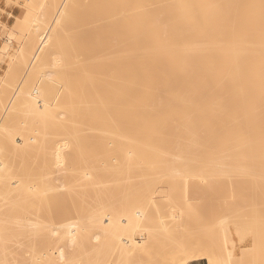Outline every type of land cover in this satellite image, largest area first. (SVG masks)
Returning a JSON list of instances; mask_svg holds the SVG:
<instances>
[{"label": "bare ground", "instance_id": "6f19581e", "mask_svg": "<svg viewBox=\"0 0 264 264\" xmlns=\"http://www.w3.org/2000/svg\"><path fill=\"white\" fill-rule=\"evenodd\" d=\"M50 2H61L53 27L49 32L45 20L37 19L24 26L28 49L19 51L16 61L17 67L28 66L30 77L42 67L53 68L44 71L43 83L27 87L21 81L10 101V109L17 106L32 126L37 117L36 141L29 143L23 131L18 133L22 147L7 146L10 136L0 133L1 152L11 146L14 153L15 145L17 153L40 157L35 167L28 160L31 167L21 164L27 163L20 161L23 154L12 156L20 161L18 167L12 164L19 173L9 170L19 174L12 187L4 169L13 153L7 149L10 162L1 160L8 165L0 167V189L6 194L0 193L7 205L0 206L2 264L18 241V214L27 210V217L43 212L51 220L78 212V221L64 231L72 247L69 256L85 255L90 250L84 251L86 232L97 230L105 252L92 247L91 264L151 255L155 261L166 253L170 264L200 259L220 264L224 259L217 252L227 248L232 229L252 237L250 256L256 257L250 260L263 262L264 0ZM8 113L4 127L22 119L17 111V119ZM56 163L62 172L57 173ZM36 175L42 177L39 184L33 182ZM176 223L189 234H172L168 226ZM161 227L164 233L157 238ZM136 230H148L146 238L135 239ZM61 233L55 238L62 239ZM192 233L195 241L188 240ZM162 242L168 246L158 259L154 253ZM201 243L204 254L193 255V245Z\"/></svg>", "mask_w": 264, "mask_h": 264}, {"label": "rangeland", "instance_id": "374dc122", "mask_svg": "<svg viewBox=\"0 0 264 264\" xmlns=\"http://www.w3.org/2000/svg\"><path fill=\"white\" fill-rule=\"evenodd\" d=\"M51 0H0V125L2 126H0V133H3V134H6L7 133V135L8 136H10V137H8V142H7V146H9V144L11 143V146H12V144H15V145H19L18 147H22L23 146V138H18V136H20V135H18V133H21V132H23V131H25V132H23V133H26V134H24V135H22V133H21V136H24V137H26L25 139L30 143H35V141H36V139L34 140V139H32L33 137L34 138H36V134H37V132H38V130H39V128H40V124L36 121L35 122V119L37 120V117L34 119V123L35 124H33V126H32V123H33V121L32 122H30V118H29V116L28 117H25V118H22L21 116L23 115V112H18L19 111V108L17 107V106H15V105H13L14 107V109H10V101H13L12 99V97L14 96V90H16L19 86V83L22 81L24 84H26V86L28 87V86H30V85H33V84H35V83H43V81L44 80H46L47 79V74H45V70H46V73L47 72H49L50 70H48V69H50L51 68V70H52V68L53 67H48V69H47V66H46V69L44 70L43 68H45V67H42V69L41 70H43V72L42 71H40V69H39V74H36L35 76H34V74H32V77H30V75H28V71H29V68H27V67H25V69H23V68H20L19 66L17 67V61H16V55L19 53V51H21L22 52V50L23 51H27L26 49H28V47L26 48L25 46L26 45H24V43L23 42H25V40H24V35H25V29H23L24 28V26H27V24L28 25H30V24H33L34 22H33V20L34 19H37V20H45V22H44V24L46 25V29L47 30H49V32H50V30H51V28L53 27V25H54V23H55V21H56V19H57V17H58V10H59V8H60V4H61V2L59 3V4H55V5H51V2H50ZM47 16V19H45V17ZM28 22H30V23H28ZM26 28V27H25ZM23 31V32H22ZM39 32H40V29L38 30ZM37 31V32H38ZM21 33V34H20ZM23 34V35H22ZM25 50H24V49ZM31 48L29 47V50H30ZM23 53H26V52H23ZM29 72H31V71H29ZM37 73V72H36ZM41 73V74H40ZM40 75H42V77L40 76ZM30 78H29V77ZM42 80V81H41ZM22 83V84H23ZM17 86V87H16ZM23 88H25V87H23ZM13 103H14V101H13ZM13 103H11V106H12V104ZM18 108V109H17ZM17 109V110H16ZM12 111H15V112H13L14 114H15V118L17 119V118H19V116L18 115H16V111H17V114H19L20 115V118H22L20 121H25L26 123H22V124H20L19 123V120L18 121H15V122H12V123H9V124H5L6 126L4 127L2 124H4V120H6V119H4V118H8V115H9V113L8 112H12ZM13 113H11V114H13ZM5 115H7V117L5 116ZM26 115V114H25ZM25 115H23V117L25 116ZM10 116H12V115H10ZM16 116H18V117H16ZM28 119V120H27ZM23 121V122H24ZM29 122V123H28ZM39 125H38V124ZM17 124V126H15L14 127V125H16ZM10 125V126H9ZM13 125V126H12ZM21 126V127H20ZM27 126V127H26ZM39 126V127H38ZM12 127H13V129H12ZM19 128V129H17V128ZM9 128V129H8ZM24 129V130H20V129ZM26 129V130H25ZM28 129H29V132H28ZM37 129V130H36ZM6 130H8V132L6 131ZM17 132H15V131ZM2 131H4V132H2ZM11 133H10V132ZM12 131H13V133H12ZM27 131V132H26ZM35 131V132H34ZM37 131V132H36ZM15 133H16V135H15ZM32 133H35V135H33L32 136ZM12 134V135H11ZM30 134H31V136L32 137H30ZM26 135V136H25ZM38 135V134H37ZM27 136L32 140H29V138L27 139ZM15 137V138H14ZM13 139V140H12ZM21 139V140H20ZM11 140V141H10ZM14 140H15V142H14ZM21 141V142H20ZM9 143V144H8ZM21 143V144H20ZM15 145L12 147L13 148V150H14V153H13V151H11L10 149V147H9V149H8V147L6 148V149H4V151L5 150H10L9 151V153L10 152H12L13 154H11V156L10 157H12V156H14V154H15V156H19V155H22L23 154V156H25L26 154H27V151L25 152H23L22 154H21V151H19V153H17V151H18V149L16 150V148L17 147H15ZM15 147V148H14ZM68 148H65L64 149V152L67 150ZM8 150L5 152L6 153V155H3L4 153V151L3 152H1L0 151V153L2 154H0L1 156H0V167H2L3 165H2V162H1V160L4 162V160L5 161H7V162H10V160H8L10 157H6L8 154H7V152H8ZM32 150H34V149H32ZM16 151V152H15ZM29 153L27 154V155H29V157L27 156V158L26 159H23L24 157L23 156H19V158H21L22 160H20V161H23L24 160V162L25 161H27V163L25 164V163H23V162H21V164H23V165H29V162L30 163H32V161H34V162H36L35 163V165H33V167H35V166H38V164L40 163V157H39V155L36 157H33V159L32 160H30V158H32L31 157V155H33V154H31V152L30 151H28ZM33 152H36V151H32V153ZM34 155H37V154H34ZM3 157V158H2ZM4 157H6V158H4ZM8 158V159H7ZM14 158V159H13ZM34 158H35V160H34ZM39 158V159H38ZM14 160V163H12L13 162V160ZM39 161H38V160ZM19 159H18V157H16V159H15V157H12L11 158V164L10 163H7L8 165H10V166H8L7 164H6V166H8V167H6L5 166V163H3L4 164V166L3 167H6V169H4V171L6 170V174L7 175H9L10 177H7V176H5L6 177V179L7 178H11V179H8L7 180V183H10V184H8L9 185V187H12V185H15L14 183H15V177L16 176H18L19 174V172L16 170L17 168H15V167H18V165L20 164V161H18ZM28 160H29V162H28ZM19 162V163H18ZM17 163V164H16ZM14 164H16V166L14 167L13 165ZM32 164H34V163H32ZM32 164L31 165H29V166H31L32 167ZM59 165H60V167H57V166H59V165H57V163H56V167L54 166V168H57V173H60V172H62V170H61V168H62V166H61V164L60 163H58ZM2 165V166H1ZM27 167V166H26ZM9 168V169H8ZM13 168V170H16L14 173L13 172H11V171H9V170H11ZM59 168H60V170H59ZM8 169V170H7ZM32 169V168H31ZM30 169V170H31ZM55 171H56V169H54ZM7 171H8V173H7ZM59 171V172H58ZM17 173V174H16ZM39 176V175H38ZM13 177H14V179H13ZM34 177H36L35 179H34V183L36 184L37 182H38V184L39 183H41V182H39L40 180H41V175L39 176V178L37 177V175L36 176H33V178ZM41 177V178H40ZM18 178V177H17ZM14 182V183H13ZM12 183V184H11ZM0 191L2 192V190L0 189ZM2 193H5V192H2ZM6 194V193H5ZM2 195H4V194H1L0 193V196L2 197H0L1 199H2V202H0V206L1 205H4L3 207H5V209H6V207H7V205H6V202H5V200L3 199V196ZM0 199V200H1ZM3 200H4V202H3ZM2 207V206H1ZM2 207V208H3ZM2 208H0V209H2ZM2 210H4V209H2ZM2 210H0V211H2ZM65 211H66V209H65ZM64 211V212H65ZM28 212V210L25 212V213H27ZM67 213H68V210L66 211ZM25 213H23V214H18L19 215V218L21 219L20 221L18 220V218H17V223H18V228H17V232H16V234H17V237H16V240H18L14 245H12V247H14V246H16L15 247V250L13 251L14 253H13V255L11 256V257H9L8 259H7V264H73L74 262V264H91L92 263V258H90L91 256H90V250H93L94 248H95V246L97 247V248H99V246H100V244L103 242V239L101 238V236L99 237V235H101V233H99L98 234V232H97V230H94V232H93V230H90V231H87L86 233H87V235H86V238H84V240H87V242L89 243V245H88V243L86 242V245H84V251H85V247H86V251H87V249L90 251H87V253H88V255H87V253H82V254H85V255H87L86 257H85V255H77L76 257L74 256V258H72L71 256H69V254H70V251H71V249H72V247L69 245V236H67L68 234H67V232L65 233L64 231L65 230H67V227H68V224L69 223H71L72 221L74 222V221H76L77 219H78V215H80L78 212H76V213H74V212H69L71 215H73V217L70 215L69 216V214L67 215V217H66V214H63L64 215V217L65 218H67L66 220H65V218L61 215V213L59 214V215H57L58 217H56V218H54L53 220H51V218H49L48 216H46L45 214V216L43 215V212H42V218L41 217H39L40 215H38V214H36L38 217L36 218V216H34V217H32V216H30V212H29V217H27L28 216V214H27V216H26V214ZM41 213V212H40ZM63 213V212H62ZM72 213H74V214H72ZM21 215V216H20ZM22 215H24V216H22ZM61 215V216H60ZM43 216L45 217V218H43ZM50 216H51V214H50ZM61 218H60V217ZM78 216V217H77ZM33 219V221H31L32 219ZM71 217V218H70ZM77 217V218H76ZM25 218H27L26 220H27V222L28 223H30L29 221H28V218H30L29 220L32 222V224L30 223V225L29 226H31L30 228H27L26 226V223L24 222L25 221ZM49 220H48V219ZM59 218V219H58ZM23 219H24V221H23ZM38 219V220H37ZM57 219H58V221H57ZM69 219V220H68ZM70 219H72V220H70ZM165 219H168V218H165ZM183 219H185V217L183 218ZM64 220V221H63ZM22 221V222H21ZM37 221V222H36ZM42 221V222H41ZM68 223H67V222ZM70 221V222H69ZM78 221V220H77ZM181 221H183V220H181ZM34 222V223H33ZM184 222V221H183ZM25 223V224H24ZM39 223V224H38ZM42 223V224H41ZM50 223V224H49ZM52 223V224H51ZM185 223H186V221H185ZM19 224H21V225H19ZM33 224H34V226H35V224H37L36 225V227L38 226V225H40V227L38 226L37 228L35 227L34 229L32 228V226H33ZM49 224V225H48ZM57 226H56V225ZM61 224V225H60ZM183 223H181V225H182ZM26 225V226H25ZM53 225V226H52ZM58 228H56L55 226ZM59 225V226H58ZM168 225V224H167ZM172 224H169V226H168V228L170 229V231L172 232V234L174 233V231H175V234H176V236L177 235H179V234H183V232H184V234L185 233H187V231L184 229V227H185V225L184 226H182V228L179 226L180 224H178V223H176V226H175V228H174V225H173V227L171 226ZM21 226H22V228H21ZM33 226V227H34ZM47 226V227H46ZM49 226H51V227H49ZM65 226V227H64ZM166 226V225H165ZM26 227V228H25ZM176 227H178V228H176ZM224 227L225 226H221L220 227V230L218 231V237H219V239H221L222 240V234H223V229H224ZM40 228V229H39ZM44 228H45V230H44ZM48 228V229H47ZM55 228V229H54ZM179 228H181V230L182 229H184V230H178ZM26 229V230H25ZM28 229V230H27ZM29 229H31V231L33 230L34 232H36V233H34V232H30V233H32L33 235H31L28 231H30ZM39 229V231H37ZM42 229V231H41V233H40V230ZM51 229V231H49ZM52 229H54L55 230V232L52 230ZM62 229H64V230H62ZM36 230V231H35ZM48 230V231H47ZM58 230V231H57ZM157 230V229H156ZM161 231L162 230V232H159V231ZM158 230H157V233L159 232L160 234H157V238H158V236H162V233H164V227H161V228H158ZM236 230V229H235ZM234 229H232V235H231V237L227 240V248H220L218 251L219 252H217L219 255H221L222 256V258L224 259L222 262H220V260H219V262H220V264H223V263H225L226 262V264H233L234 262V259L236 258V259H238V262L240 261V263L239 264H254V263H256V261H259V260H261L262 261V259L261 258H258L257 257V259H256V261L254 262V263H252L253 261H254V259H252V260H250L253 256V258H255L256 257V255L254 254L252 257L250 256V252L253 250L252 249V237L250 236V235H248V234H244V235H241L240 234V229H237L236 231H235ZM26 231H27V233H26ZM46 231V232H45ZM98 231H99V229H98ZM141 231V232H140ZM140 231H138V230H136L135 232H134V238L135 239H142V238H146V236H147V234L148 233H146L148 230H140ZM176 231H177V233H178V231H180L179 232V234H177L176 233ZM202 232H204L203 230H201ZM37 232H39V233H37ZM49 232V233H48ZM54 232V233H53ZM60 232H63V233H61V234H63V236H61L62 237V239L60 238V236L58 237V238H55V237H57V235H59V233ZM95 232H97V234H98V237L97 238H94V236H95ZM100 232V231H99ZM170 232V233H171ZM239 232V233H238ZM25 233V234H24ZM43 233V234H42ZM239 235H241V236H238V234ZM21 236H20V235ZM27 234H29V235H27ZM35 234V235H34ZM36 234H38V235H36ZM39 234H42V235H39ZM46 234V235H45ZM54 234V235H53ZM171 234V235H172ZM187 234H189V233H187ZM204 234V233H203ZM24 235H25V237H24ZM94 235V236H93ZM164 235V234H163ZM29 236V238H27ZM33 236V237H32ZM38 236V238L39 237H42V238H39V239H37L36 240V238L34 239V237H37ZM90 236V237H89ZM179 236H182V235H179ZM192 236V238H190ZM21 237V238H20ZM31 237V238H30ZM68 237V238H67ZM164 237H166V236H164ZM163 237V239L165 240V238ZM183 237V236H182ZM239 237H240V239H239ZM23 238V239H22ZM67 238V239H66ZM94 238V239H93ZM161 238V237H160ZM167 238V237H166ZM170 238V237H169ZM194 238V239H193ZM32 239V240H31ZM43 239V240H42ZM45 239V240H44ZM91 239V240H90ZM163 239H161L162 241H163ZM168 239V238H167ZM190 239H193L194 241H195V236L193 235V233H192V235H188V240H190ZM36 240V241H35ZM40 240V241H39ZM68 240V241H67ZM83 240V241H84ZM170 240H172V239H170ZM192 240V241H193ZM29 242V243H28ZM31 242V243H30ZM157 242V241H156ZM167 242V241H166ZM23 243V244H22ZM158 243H160V241L158 242ZM164 242H162L161 244L162 245H160V246H158L159 244H157V248L158 249H156V252H157V250H159L158 252H159V254H156V252L154 253L157 257H158V259L159 258H161L162 256H164V253L166 252V251H162L163 250V248L164 247H167L168 246V244H167V246H165L166 244L164 243ZM168 243H169V240H168ZM175 242H173V244H174ZM264 244V242H261V243H259V246L262 248V247H264L263 246V244ZM33 244V245H32ZM170 244H172V242H170L169 243V245ZM260 244H262V245H260ZM164 245V246H163ZM171 246V245H170ZM169 246V247H170ZM173 246V245H172ZM176 245L174 244V246L173 247H175ZM194 246V249H193V255H200V254H204V250H205V248H206V246H205V244H203V243H201V245L200 246H195V245H193ZM0 247H2V246H0ZM7 247V246H3V249L5 250V248ZM21 247V248H20ZM28 247H29V249H28ZM88 247V248H87ZM90 247V248H89ZM92 247H94V248H92ZM101 247V246H100ZM159 247H163L162 249L161 248H159ZM173 247L171 248L172 250H173ZM92 248V249H91ZM104 246L102 245V247L101 248H99V250L100 249H102V252L104 251ZM1 250H2V248H0ZM161 249V250H160ZM167 251H168V253L169 252H172V250L171 249H167V248H165ZM164 249V250H165ZM252 249V250H251ZM264 249V248H263ZM19 250V251H18ZM171 250V251H170ZM21 251V252H20ZM162 251V252H161ZM254 251V250H253ZM3 252V251H2ZM69 252V253H68ZM105 252V251H104ZM157 252V253H158ZM162 253V255H161V253ZM61 253H64V258H62V257H60V254ZM68 253V254H67ZM126 253L127 254H131V252L130 251H126ZM221 253V254H220ZM249 253V254H248ZM254 252H252L251 253V255L253 254ZM16 254V255H15ZM31 254V255H30ZM66 254L68 255V256H66ZM153 254V255H154ZM169 254H171V253H169ZM169 254H167L166 253V255L167 256H169ZM218 254H217V256H218ZM0 255H2L1 253H0ZM154 255V256H155ZM160 255H161V257H160ZM225 255H230V256H232V258H233V260L231 259V261H230V263L228 262L227 263V260H226V258H224L225 257ZM18 256V257H17ZM79 256L81 257V256H83V257H81L80 258V260H79ZM111 258H113L115 255H114V253H112L111 254ZM153 256V257H154ZM167 256H164L165 258H161V260L159 259V260H155L154 261V259L153 258H150V257H152V255L151 256H148V259H147V257L146 258H144V257H142L141 256V258H140V256H139V259L138 258H136L135 256H134V258H129L128 260H129V262H126V263H117L116 261L115 262H113L114 264H170L169 262V260H170V258H169V260H166V258H167ZM221 256L219 257V259H221L222 260V258H221ZM259 256V255H258ZM69 257H71V260H70V258ZM87 257L88 258H90V259H87ZM250 257V258H249ZM261 257V256H260ZM264 257V256H263ZM262 257V258H263ZM1 258H2V256H0V264H2V261H1ZM68 258V259H67ZM86 258V259H85ZM150 258V259H149ZM85 259V260H84ZM114 259V258H113ZM259 259V260H258ZM264 259V258H263ZM25 260V261H24ZM31 260V261H30ZM82 260V261H81ZM165 262H168V263H163L164 261ZM201 260V259H200ZM67 261V262H66ZM88 261L90 262V263H88ZM203 261H204V264H207L206 263V260L205 259H203ZM225 261V262H224ZM252 261V262H251ZM70 262V263H69ZM77 262V263H76ZM233 262V263H232ZM238 262H236V260H235V264L237 263L238 264ZM260 262V261H259ZM257 262V264H262L263 262H264V260H263V262ZM5 263V264H6ZM4 264V263H3ZM181 264V263H180ZM264 264V263H263Z\"/></svg>", "mask_w": 264, "mask_h": 264}, {"label": "crops", "instance_id": "0c3cea01", "mask_svg": "<svg viewBox=\"0 0 264 264\" xmlns=\"http://www.w3.org/2000/svg\"><path fill=\"white\" fill-rule=\"evenodd\" d=\"M189 264H204L203 259L198 260V261H190Z\"/></svg>", "mask_w": 264, "mask_h": 264}]
</instances>
